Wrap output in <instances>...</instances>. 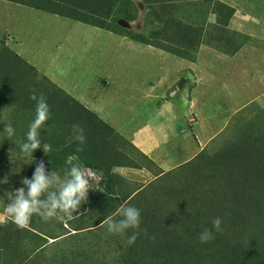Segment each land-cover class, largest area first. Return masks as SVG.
<instances>
[{
    "label": "rangeland",
    "instance_id": "1",
    "mask_svg": "<svg viewBox=\"0 0 264 264\" xmlns=\"http://www.w3.org/2000/svg\"><path fill=\"white\" fill-rule=\"evenodd\" d=\"M14 13H17L19 17H26V25L20 27L17 22L18 19L10 24L6 22L7 27L12 28L21 40V44L9 42L10 47H13L11 50L20 53L19 55H21L23 61L26 60L33 65L40 74L47 76L75 99H80L84 104H89L88 108L97 110L100 114L111 113L112 118L117 121L118 129L125 135H132L136 129L147 125V129L151 131V136L147 142V151L154 159L159 158L160 165L164 167L163 175L154 178L149 171L142 170L148 169L149 163H142V158L136 155L137 152L131 146L125 144L122 148L127 152L128 157L118 154L113 159L117 163L131 165L129 159L135 160L137 158L141 160L139 162L141 168H119L117 170L118 177H113L111 180L100 174L96 175L97 178L95 176L94 180L96 181L91 184L92 189L89 190L87 202L80 206L79 213L83 214L78 215L79 213L74 212V218L70 220L63 217L52 218L48 221L34 215V221L42 229H44V224H48L54 230L51 231L57 235L71 231L74 221L80 216L84 217L89 226H92L96 218L90 220L87 214L96 208L98 200L91 201L90 199L103 196H119V193L124 191L122 190L123 187L131 195L122 207L131 206L140 208V210L157 208L154 212L149 213L152 223L163 221L166 224L169 219L168 223L178 228L180 225L189 226L192 224L191 218L195 217L197 219L198 215L187 214V211H191L189 203L178 201L177 196H191L194 193L190 189L188 191L185 189L190 186V169L193 168L182 165L186 163L190 156L195 154L198 149L197 141L203 143L206 137L204 138L203 134L196 133V124L189 125L187 123L188 118L197 119L198 116L191 107L189 98L178 99L180 96L173 98L174 94L172 96L167 94L169 89L181 86L182 78L188 79L190 85L193 83L190 74L185 72L177 74L174 70L185 68L188 65L185 63L177 64L179 60L168 55H166V58L169 61L168 64H165L157 53L151 54V51L140 47L138 44L121 42L116 36L101 29L69 19L28 8L23 9L21 6L14 8ZM3 15V19H9L6 17V12H3ZM121 25H126L127 29L135 28L134 26L129 27L126 22L121 23ZM131 32L134 33V31ZM254 37L256 39L245 41V47L240 53L238 52V55L230 56L233 57L232 67L235 66L234 61L238 59H242V63L246 60L249 61L246 66L251 74L247 79V87L244 86L241 89L238 86L235 80L239 76V73H236L237 69L231 75L226 74L223 77L218 71L220 69L219 64H221L218 60L214 64L216 66L215 73L211 76L206 75L210 80L203 82L200 86L204 89V93L211 95L212 100L215 102V104L204 107L206 110L205 117H208L210 122L208 130L205 129L210 136V140L202 149H205L206 153L214 154L224 143L234 138L236 135L235 127H237L236 124H238L240 116L248 120L255 114L246 110L251 103L259 106L257 100L249 103L252 98H258L264 91V65H259V62L264 64V45L261 46L260 40H257L261 37V33L254 34ZM2 39L0 33V43H3ZM236 51L233 50L232 55ZM259 67H261V72ZM229 76L232 79L228 80ZM129 79L132 81H129ZM226 79L228 82L224 81ZM243 81L239 83L242 84ZM106 82H109V84L107 85ZM149 84L153 87V92L148 93L149 96H146ZM186 85L187 83H184L183 87L185 88L189 84ZM231 86H233L232 89H230ZM236 88H239V91ZM261 99L262 97L259 100ZM243 102L241 111L235 112L237 105ZM172 105L176 111H173ZM173 112L179 117L183 116V121L171 122ZM28 116L25 118L24 129H21L23 122L20 125L18 124V129L14 128L16 132L20 131L22 136L25 137L32 121L31 119L28 120ZM194 136H197V141ZM124 139L132 143L131 137H125ZM15 152L16 150L10 151L0 146V197H3L7 188L11 186L8 182L9 175L16 174L17 184L13 186V190L25 187L21 180L23 178L31 180L35 175V161L33 159L27 160V158L25 160L16 158ZM154 162L159 165L156 160ZM26 165L28 169L25 168ZM187 172L190 173V176L184 180V174H187ZM59 176L64 177V175ZM121 180L122 185L119 187L118 183ZM196 186H198L197 183L194 187ZM182 188L186 192L181 193ZM25 191H27L26 187ZM196 191H199V189H195V193ZM162 195H168L170 199L167 198L168 200L164 201L165 198ZM117 204L115 203V205ZM179 209L184 212L183 216L180 214L175 215V212L177 213ZM193 209H199L198 204ZM85 212L87 213L84 215ZM101 215L99 212L98 219ZM112 217L117 221L122 219L119 212ZM143 217H145V214ZM8 219L12 220V217L6 214V207L4 208L3 202L0 200V222ZM194 222L197 223V220H194ZM62 225L67 228L64 229L65 231L60 229ZM97 228L92 229L93 231L90 232L84 231L74 235L78 236L74 243L71 237H67L51 244L55 240L45 237L48 246L43 249L42 253L33 256L28 264H72L73 261L75 263L79 261L80 264H88L89 262L91 264H120V261L117 263L111 251L109 253L104 251L105 246H103V243L106 242L104 240L107 239L106 235H108L107 226L103 225L101 228ZM40 233H43V231ZM73 233L70 232V234ZM179 233L181 247L162 253L161 260L150 259L148 264H178V257L179 264H184L188 256H192L190 252L192 250H195L194 257L197 258V264H218L217 257L225 252L222 249L223 245H221L220 252L215 253L214 247L211 246L206 251L204 248L201 249L202 244L200 245L199 238H191L189 244L185 245L189 231L186 232L187 235ZM81 237L86 240L82 241ZM92 237L99 239L96 241V250L83 259L72 260L74 255L72 256L71 250L73 251L74 248H77V250L86 249L88 247L87 243L91 241ZM174 242L176 244V240ZM91 243H95V240H92ZM133 255H136V258L134 256L133 259H128L127 264H146L142 256L138 258L136 252ZM61 256L66 257L68 260H65V263L62 262Z\"/></svg>",
    "mask_w": 264,
    "mask_h": 264
},
{
    "label": "trees",
    "instance_id": "2",
    "mask_svg": "<svg viewBox=\"0 0 264 264\" xmlns=\"http://www.w3.org/2000/svg\"><path fill=\"white\" fill-rule=\"evenodd\" d=\"M15 1L87 26L125 33L137 42L153 44L150 38H144L142 35L134 34L119 26V21L131 22L135 19L130 0ZM221 6L230 11L224 22L226 25L233 14V9L223 4ZM155 35L152 37L155 38ZM184 35V39L188 40L189 36L186 33ZM164 51L179 57L191 58L187 56V50L164 49ZM33 90L37 96L40 93L45 96L50 109V117L40 129L41 148L35 150L32 156H27L21 152L16 143L17 138L26 141V137L22 136L20 131H15V135L10 139L4 127L10 123L13 128H17L23 122L21 129H24L26 116L29 115L28 120H34L36 101L29 98ZM246 110L255 114L248 120L240 116L237 127H235L236 135L232 140L224 143L214 154L206 153L204 149L182 165L193 168L190 169V186L188 185L189 187L185 189L186 191L190 189L194 193L191 196L179 195L177 199L189 203L191 211L186 213L197 214L198 218H191L192 224L180 225L178 228L169 224L168 218L166 224L163 221L152 223L149 213L154 212L157 209L155 207L145 210L137 208L141 212V224L140 235L134 244H127L128 237L135 231L133 229H128L123 236L108 233L109 236L106 235L107 239L104 240L106 241L103 243L104 251L108 253L111 251L117 263L120 261V264H127L128 259H133L134 256L136 258V255H133L135 252L138 258L142 256L145 259L146 264L153 258L161 260L162 253L181 247L179 232L187 235L186 232L189 231L188 240L185 243L187 245L189 239L199 238L205 228L212 227V220L220 217V227L223 231L214 232L215 238L207 243H201L199 240L200 245L202 244L201 249L204 248L207 251L211 246L217 253L221 251V245H223L222 249L225 252L217 257L218 264H264V111L255 103H251ZM0 116L1 148L16 150V158L33 159L36 163L35 167L43 162L46 173L53 171L58 175H64L67 168L66 159L72 155L75 157L73 162L80 167L101 172L103 177L111 180L113 177H118L112 174L114 167L141 168L139 164L141 160L137 158V161L129 159L131 165L115 162L113 158H116L118 154L128 157L127 152L122 148L125 144L137 152L136 155L142 158V163L151 164L147 157L133 148L131 143L100 119L96 113L88 110L47 77L39 76L34 67L25 63L13 50L5 46L0 48ZM73 125H79L84 129L86 141L82 146L74 140L69 142ZM77 147H82L83 150L78 152ZM25 168L28 169L27 165ZM163 173V171L155 173L154 178L161 177ZM189 174L188 172L184 174V180L188 179ZM15 176L16 174L8 176L11 186L6 192L13 191V186L17 184ZM195 183L198 186L194 187ZM121 185L122 180L118 183L119 187ZM195 189L199 191L195 193ZM122 190L124 191L119 193V196L90 199L91 201L98 200L96 208L87 214L90 220L96 218L92 226H89L84 217L80 216L74 221L71 231L59 235L53 233L54 230L48 224H44V229H42L34 221V215L27 229L18 228L13 220L0 222V264H28L33 256L42 253L43 249L48 246L47 239L55 240L51 242L54 244L71 237L74 243L78 237L74 235L84 231H93L92 229L96 227L101 228L104 225L103 221L109 216L117 215L118 210L129 199L131 194L123 187ZM180 191L181 193L186 192L183 188ZM5 193L3 197H0L4 208L9 203ZM162 196L165 198L164 201L170 199L168 195ZM115 203L118 204L115 205ZM196 204L199 206L197 210L193 209ZM99 212L102 215L98 219ZM172 213L174 215L173 211ZM144 214L145 217L142 218ZM179 214L183 216L184 212L179 209L175 215ZM194 220H197V223ZM60 229L67 228L62 225ZM145 230L147 235L144 234ZM41 231L43 233H40ZM70 232L74 233L70 234ZM84 239L81 237L82 241ZM92 240L96 243L99 239L92 237ZM91 241L87 243L86 249L71 250L72 256L74 255L72 260L83 259L96 250L97 243H91ZM190 252L192 256H188L184 264H197V258L194 257L195 250ZM177 259L179 264V257ZM65 260L68 259L61 256V261L65 263ZM72 264H80V262L73 261Z\"/></svg>",
    "mask_w": 264,
    "mask_h": 264
},
{
    "label": "crops",
    "instance_id": "3",
    "mask_svg": "<svg viewBox=\"0 0 264 264\" xmlns=\"http://www.w3.org/2000/svg\"><path fill=\"white\" fill-rule=\"evenodd\" d=\"M130 1L132 2V12L135 15V19L131 22L126 23L127 25H129V27L134 26L135 28L127 29L126 25L122 26L121 23H123L124 21H119V26L127 31H134V34L142 35L144 38H150V41L153 42V44L134 41L130 39L125 33L109 31L106 29L101 30L113 36H116L120 39L121 42L138 44L140 47L151 51V54L157 53V55L162 58L161 60L164 61L165 64H168L169 60L168 58H166V55H168L179 60L177 64L185 63L188 65L185 68L174 70L177 74H181L184 72L190 74L192 76L191 82L193 83H191L190 85V83L187 81L188 79L182 78L181 80L183 82L181 83V86H177V88H171L167 92L169 96H172L174 94L173 98L178 96H180L178 99L189 98V103L198 116L197 119L188 118L187 123L189 125L196 124V133L203 134L204 138L206 137L203 143H199L197 141V136H194V139L197 141L198 149L195 151V154L193 156H190L187 159L186 162H188L189 160L193 159L194 156H196L200 151H202L203 147L206 146V144H208V141L210 140V136L205 131V129L208 130V128L210 127V122L209 118L205 117L206 110L204 109V107L210 104H215V102L214 100H212L211 95H206L204 93V89L200 88V86L203 84V82H207L208 80H210L208 77H206V75L211 76L213 73H215L214 69L216 68V66H214V64H216V60L221 63L219 64L220 69L218 71L222 74L223 77L226 74L231 75L237 69L236 73H239V76L235 80L238 86L242 89V87H247L248 85L246 83L251 72L246 65L249 61L246 60V62L242 63V59H238L237 61H234L235 66L232 67V58L238 55V52L240 53V51L245 47V41H247L248 39H256L254 37V34L261 33V37L257 40H260L259 42H261V46L264 45V0ZM221 4L225 5L227 8L233 9V14L230 16L229 21L226 25H224V22L228 18L230 11L221 6ZM19 6L23 7V9L28 8L31 10L46 13L44 11L26 5L23 2L20 3L15 0H0V33L3 37V43H0V48L2 46H5L9 49H12L13 47H10V45L8 44L9 42H18L21 44V40L18 38L17 33L12 28L7 27L6 25V22L10 24L17 19L20 27L26 25V17H19L17 13H14V8H18ZM3 12H6V17L9 19H3ZM185 33L189 36L188 40L184 39ZM154 34H156L155 38L152 37ZM3 35H5L6 37ZM164 49L187 50V56H191V58L179 57L174 55L173 53L164 51ZM232 50H237V53L235 52L232 55ZM14 52L20 58H22L21 55H19L20 53H17L16 51ZM24 61L28 65H31L26 60ZM259 65L261 66L264 64L259 62ZM31 66L34 67L33 65ZM259 68V71L261 72V67ZM35 70L39 76H45L40 74L36 68ZM229 77L230 78H228V80L232 79L231 76ZM112 79L113 78L111 77V80ZM129 81L132 80L129 79ZM224 81H227V79ZM240 81H243L244 83L240 84ZM184 83H187V85H189H186L187 87L184 88ZM106 84L108 85L109 82H106ZM227 87L229 88V86ZM235 87H237V85H235ZM232 88L233 86H231L230 89ZM236 89L237 91H239V88ZM152 92L153 87H151V85L149 84L146 96H149L148 93ZM260 97H262L261 100H259ZM254 100L259 101V107L264 111V91L259 95L258 98H252L249 103L255 102ZM77 101L88 110L96 113L100 119L106 122L123 138H132L131 145H134H132L133 148L138 150L141 154H143V156L147 157L148 160L151 161V164H149V168L142 170L149 171L150 175L153 177L155 173L164 170L163 165H160L161 161L158 160L159 158L154 159L147 151V142L149 141V137L151 136V131L147 129V125H143L138 129L135 128L136 131L132 135H125L118 129L117 121L112 118L111 113L106 112L104 114H100L97 110L91 109L90 107L88 108L87 106L89 104H84L80 99ZM243 104L244 102L238 104L235 112L241 111ZM172 108L173 111H176L173 105ZM177 121L182 122L183 116L179 117L176 113L173 112L171 114V122L176 123ZM153 160H156L159 165H157ZM119 168L132 169L128 167H114L112 169V174L118 175L117 170ZM92 171L96 175H102L101 172H95L94 170Z\"/></svg>",
    "mask_w": 264,
    "mask_h": 264
},
{
    "label": "clouds",
    "instance_id": "4",
    "mask_svg": "<svg viewBox=\"0 0 264 264\" xmlns=\"http://www.w3.org/2000/svg\"><path fill=\"white\" fill-rule=\"evenodd\" d=\"M36 101V115L34 120L29 125V130L26 134V141L17 138L16 143L20 150L27 156H32L33 152L41 148L40 129L46 124L50 117L49 105L43 93L37 96L35 90L29 97ZM8 138L15 135V130L12 125L6 124L4 127ZM72 140L83 145L86 141L84 129L79 125H73ZM82 147H77V151H82ZM75 157L69 155L66 159V170L64 177L61 178L55 172H45L43 162H40L35 169L33 179L23 178L21 183L26 187H21L13 191L5 193L9 203L6 207V214L12 217L13 223L20 229H27L33 215L40 216L44 221L52 218L67 219L74 218L73 213H79L80 206L87 202L89 190L92 182H95L96 174L86 167H80L74 163ZM97 178V176H96ZM97 184V182H96ZM119 215L120 220H114L109 216L103 224L107 226V231L110 234L125 235L128 229H133V234L128 237L127 244L132 245L140 235L139 229L141 224V212L135 207H121ZM83 214L79 213L78 215ZM221 219L216 217L212 220V227L205 228L199 235L201 243H207L215 238L214 232H222L220 227ZM214 229V231H213ZM147 235V231L144 232ZM155 239V237H152Z\"/></svg>",
    "mask_w": 264,
    "mask_h": 264
}]
</instances>
